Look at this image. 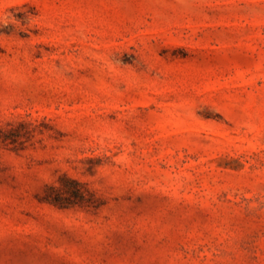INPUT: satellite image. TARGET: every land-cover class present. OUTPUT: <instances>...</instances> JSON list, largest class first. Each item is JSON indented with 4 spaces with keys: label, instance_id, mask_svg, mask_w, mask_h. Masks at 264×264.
<instances>
[{
    "label": "rangeland",
    "instance_id": "1",
    "mask_svg": "<svg viewBox=\"0 0 264 264\" xmlns=\"http://www.w3.org/2000/svg\"><path fill=\"white\" fill-rule=\"evenodd\" d=\"M0 264H264V0H0Z\"/></svg>",
    "mask_w": 264,
    "mask_h": 264
},
{
    "label": "trees",
    "instance_id": "2",
    "mask_svg": "<svg viewBox=\"0 0 264 264\" xmlns=\"http://www.w3.org/2000/svg\"><path fill=\"white\" fill-rule=\"evenodd\" d=\"M71 184V187L67 189L68 196L71 197L73 200L68 199H62L59 196H48V198L45 199L48 203H51L56 206H64L69 204H75V203H81L84 200V196L82 192L79 189V186L75 182H69Z\"/></svg>",
    "mask_w": 264,
    "mask_h": 264
}]
</instances>
